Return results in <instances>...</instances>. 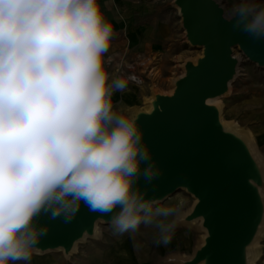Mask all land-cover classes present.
Returning a JSON list of instances; mask_svg holds the SVG:
<instances>
[{
  "label": "clouds",
  "instance_id": "1",
  "mask_svg": "<svg viewBox=\"0 0 264 264\" xmlns=\"http://www.w3.org/2000/svg\"><path fill=\"white\" fill-rule=\"evenodd\" d=\"M235 15L264 38V6ZM113 35L99 0H0V264L29 261L41 218L82 204L118 232L147 222L138 184L156 173L136 115L113 102L126 86L105 67Z\"/></svg>",
  "mask_w": 264,
  "mask_h": 264
},
{
  "label": "water",
  "instance_id": "2",
  "mask_svg": "<svg viewBox=\"0 0 264 264\" xmlns=\"http://www.w3.org/2000/svg\"><path fill=\"white\" fill-rule=\"evenodd\" d=\"M187 42L201 54L183 63V73L170 93L154 92L147 108L134 110L156 173L141 178L138 188L145 206L158 204L179 189L196 201L179 216L190 224L200 219L202 243L189 258L176 264H252V244L264 226V163L245 134L221 121L212 102L229 91L239 59L233 48L264 67V38L244 30V21L227 16L217 0H173ZM39 241L40 252L62 249L66 256L80 240L95 235L98 222L111 223V214L81 205L66 222L48 221Z\"/></svg>",
  "mask_w": 264,
  "mask_h": 264
},
{
  "label": "rangeland",
  "instance_id": "3",
  "mask_svg": "<svg viewBox=\"0 0 264 264\" xmlns=\"http://www.w3.org/2000/svg\"><path fill=\"white\" fill-rule=\"evenodd\" d=\"M227 16L240 0H217ZM264 6V0H252ZM104 17L113 25L114 35L107 55L106 70L111 78H123L126 86L113 95L115 105L129 113L147 108L154 92L170 93L174 80L183 73V63L196 59L201 49L184 36L173 0H99ZM174 15L180 28L173 38L163 36L161 21ZM237 75L229 91L218 97L223 123L241 134L250 132L255 154L264 163V67L250 61L238 47ZM251 143V141H250ZM263 158V159H262ZM196 199L179 189L158 204L145 206L149 216L135 230L118 232L111 223L98 222L96 233L76 243L66 256L62 249L34 252L27 262L17 264H176L172 257L189 258L202 243L205 230L200 219L190 224L179 221ZM252 264H264V226L252 246Z\"/></svg>",
  "mask_w": 264,
  "mask_h": 264
},
{
  "label": "crops",
  "instance_id": "4",
  "mask_svg": "<svg viewBox=\"0 0 264 264\" xmlns=\"http://www.w3.org/2000/svg\"><path fill=\"white\" fill-rule=\"evenodd\" d=\"M160 25V31L163 36L173 38L180 28L179 18L172 15L170 18L167 17L165 21H161Z\"/></svg>",
  "mask_w": 264,
  "mask_h": 264
},
{
  "label": "bare ground",
  "instance_id": "5",
  "mask_svg": "<svg viewBox=\"0 0 264 264\" xmlns=\"http://www.w3.org/2000/svg\"><path fill=\"white\" fill-rule=\"evenodd\" d=\"M238 59H240L239 57H238ZM216 100H218L217 98L216 99H214L212 102H215ZM230 127V126H229ZM231 128H233V127H231ZM234 129V128H233ZM246 134H247V139H248V141H249V143H250V141H251V143H250V145H251V147L253 146V148L255 147V142H253V140H252V136H250V132H248V131H246ZM252 148V149H253ZM263 159V158H262ZM256 241V240H255ZM254 244V243H253ZM253 244H252V246H253ZM253 261V260H252Z\"/></svg>",
  "mask_w": 264,
  "mask_h": 264
}]
</instances>
